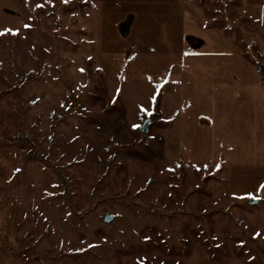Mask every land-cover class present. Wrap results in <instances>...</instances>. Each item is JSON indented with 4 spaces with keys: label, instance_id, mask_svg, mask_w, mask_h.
I'll use <instances>...</instances> for the list:
<instances>
[{
    "label": "rangeland",
    "instance_id": "374dc122",
    "mask_svg": "<svg viewBox=\"0 0 264 264\" xmlns=\"http://www.w3.org/2000/svg\"><path fill=\"white\" fill-rule=\"evenodd\" d=\"M0 33V264H264L221 143L264 0H0Z\"/></svg>",
    "mask_w": 264,
    "mask_h": 264
},
{
    "label": "crops",
    "instance_id": "0c3cea01",
    "mask_svg": "<svg viewBox=\"0 0 264 264\" xmlns=\"http://www.w3.org/2000/svg\"><path fill=\"white\" fill-rule=\"evenodd\" d=\"M238 77L241 84L227 96L232 124L225 127V135L221 136V143L227 147L226 177L229 186L238 192L264 195V86L255 77ZM249 199L262 205L257 222L264 233V198Z\"/></svg>",
    "mask_w": 264,
    "mask_h": 264
},
{
    "label": "water",
    "instance_id": "95a60500",
    "mask_svg": "<svg viewBox=\"0 0 264 264\" xmlns=\"http://www.w3.org/2000/svg\"><path fill=\"white\" fill-rule=\"evenodd\" d=\"M257 71L260 72V71H261V67H258V68H257ZM149 122H150V118H148V119L143 123V125H142V127H141V131H142V132L147 133ZM250 202H251V203H254V202H256V201H255L254 199H250Z\"/></svg>",
    "mask_w": 264,
    "mask_h": 264
},
{
    "label": "snow or ice",
    "instance_id": "6c2138e0",
    "mask_svg": "<svg viewBox=\"0 0 264 264\" xmlns=\"http://www.w3.org/2000/svg\"><path fill=\"white\" fill-rule=\"evenodd\" d=\"M9 31H11V30H9ZM0 34H3V33H0ZM261 187H262V189H264V185H262Z\"/></svg>",
    "mask_w": 264,
    "mask_h": 264
},
{
    "label": "built area",
    "instance_id": "2783aa9c",
    "mask_svg": "<svg viewBox=\"0 0 264 264\" xmlns=\"http://www.w3.org/2000/svg\"><path fill=\"white\" fill-rule=\"evenodd\" d=\"M263 83H264V75H263Z\"/></svg>",
    "mask_w": 264,
    "mask_h": 264
}]
</instances>
